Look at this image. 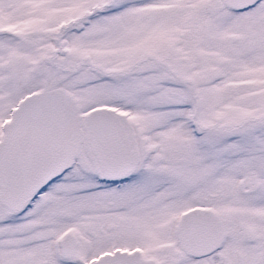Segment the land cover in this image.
<instances>
[{"label": "snow or ice", "instance_id": "1", "mask_svg": "<svg viewBox=\"0 0 264 264\" xmlns=\"http://www.w3.org/2000/svg\"><path fill=\"white\" fill-rule=\"evenodd\" d=\"M0 264H264V0H0Z\"/></svg>", "mask_w": 264, "mask_h": 264}]
</instances>
